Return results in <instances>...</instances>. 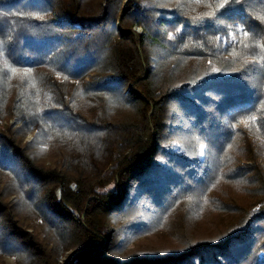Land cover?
Listing matches in <instances>:
<instances>
[{
	"label": "trees",
	"instance_id": "16d2710c",
	"mask_svg": "<svg viewBox=\"0 0 264 264\" xmlns=\"http://www.w3.org/2000/svg\"><path fill=\"white\" fill-rule=\"evenodd\" d=\"M8 259L264 264V0H0Z\"/></svg>",
	"mask_w": 264,
	"mask_h": 264
},
{
	"label": "built area",
	"instance_id": "2783aa9c",
	"mask_svg": "<svg viewBox=\"0 0 264 264\" xmlns=\"http://www.w3.org/2000/svg\"><path fill=\"white\" fill-rule=\"evenodd\" d=\"M133 31H134V33H136V34L141 33V29L138 28V27H134Z\"/></svg>",
	"mask_w": 264,
	"mask_h": 264
},
{
	"label": "rangeland",
	"instance_id": "374dc122",
	"mask_svg": "<svg viewBox=\"0 0 264 264\" xmlns=\"http://www.w3.org/2000/svg\"><path fill=\"white\" fill-rule=\"evenodd\" d=\"M199 231H200V229L198 228V230L195 233H193V234L196 235ZM7 262H8V264H12V260H10V259H8Z\"/></svg>",
	"mask_w": 264,
	"mask_h": 264
},
{
	"label": "snow or ice",
	"instance_id": "6c2138e0",
	"mask_svg": "<svg viewBox=\"0 0 264 264\" xmlns=\"http://www.w3.org/2000/svg\"><path fill=\"white\" fill-rule=\"evenodd\" d=\"M233 2H235V0H233ZM229 3V0H225V4ZM225 5L222 4L221 5V8H223ZM245 35H247V33H245ZM201 155H203V152H201Z\"/></svg>",
	"mask_w": 264,
	"mask_h": 264
}]
</instances>
